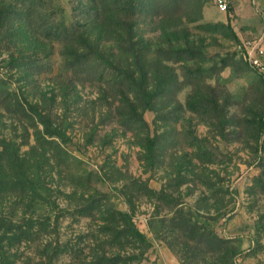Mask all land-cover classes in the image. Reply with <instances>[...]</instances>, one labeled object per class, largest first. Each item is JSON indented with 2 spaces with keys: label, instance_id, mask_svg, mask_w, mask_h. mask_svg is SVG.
<instances>
[{
  "label": "rangeland",
  "instance_id": "rangeland-1",
  "mask_svg": "<svg viewBox=\"0 0 264 264\" xmlns=\"http://www.w3.org/2000/svg\"><path fill=\"white\" fill-rule=\"evenodd\" d=\"M256 38L264 0H0V264L111 257L118 212L126 264H264Z\"/></svg>",
  "mask_w": 264,
  "mask_h": 264
},
{
  "label": "trees",
  "instance_id": "trees-1",
  "mask_svg": "<svg viewBox=\"0 0 264 264\" xmlns=\"http://www.w3.org/2000/svg\"><path fill=\"white\" fill-rule=\"evenodd\" d=\"M259 127L260 129L264 127V111L260 119ZM117 214L119 215V218L117 216L113 217L111 215H107V218L102 220L105 224L110 225L112 227L103 231V236H106L107 240L109 241L108 245L110 246L109 250H111V257H98L97 254L95 255V250L93 249V255L90 256L88 264H126V261H123L121 256L128 253V250L123 249V243L121 242V238L133 240L135 243L134 245H136V247H133V250L140 251L143 247V244L146 243L145 237L135 228L129 215L121 214L119 212ZM116 218H118V220ZM115 227L120 228L119 230H114L113 228ZM113 250H115L114 252L116 253L112 254ZM127 260L129 262V258ZM131 260H137V258L132 257L130 261Z\"/></svg>",
  "mask_w": 264,
  "mask_h": 264
},
{
  "label": "built area",
  "instance_id": "built-area-1",
  "mask_svg": "<svg viewBox=\"0 0 264 264\" xmlns=\"http://www.w3.org/2000/svg\"><path fill=\"white\" fill-rule=\"evenodd\" d=\"M218 9L226 11L230 0H212ZM244 59L253 67L264 80V44L262 39H249L242 43Z\"/></svg>",
  "mask_w": 264,
  "mask_h": 264
},
{
  "label": "crops",
  "instance_id": "crops-1",
  "mask_svg": "<svg viewBox=\"0 0 264 264\" xmlns=\"http://www.w3.org/2000/svg\"><path fill=\"white\" fill-rule=\"evenodd\" d=\"M264 44V43H263Z\"/></svg>",
  "mask_w": 264,
  "mask_h": 264
}]
</instances>
